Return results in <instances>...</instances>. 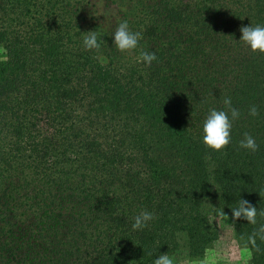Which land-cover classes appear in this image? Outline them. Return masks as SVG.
<instances>
[{"label":"trees","instance_id":"obj_1","mask_svg":"<svg viewBox=\"0 0 264 264\" xmlns=\"http://www.w3.org/2000/svg\"><path fill=\"white\" fill-rule=\"evenodd\" d=\"M111 1L105 17L94 0H0V264L202 260L220 210H264V55L236 42L264 25V0ZM123 20L142 34L134 56L113 45ZM225 97L240 118L213 152L203 122ZM142 210L155 219L133 231ZM261 224L236 221L238 244ZM257 244L249 264H264Z\"/></svg>","mask_w":264,"mask_h":264},{"label":"clouds","instance_id":"obj_2","mask_svg":"<svg viewBox=\"0 0 264 264\" xmlns=\"http://www.w3.org/2000/svg\"><path fill=\"white\" fill-rule=\"evenodd\" d=\"M241 37L239 41H236L242 45L251 54L264 55V25L251 24L248 26H241ZM113 45L115 49L128 56H134L135 50L138 47L139 41L142 38V34L139 31H132L130 29L127 20H123L118 24L113 33ZM83 47L87 51H91L95 54L97 60L103 62L104 56L101 51V44L99 43L98 36L95 31L87 32V35L83 38ZM140 62L146 66H151L153 61L157 60L154 53L142 52L139 56ZM224 109L210 110L206 119L203 122L202 128V141L206 149H210L213 152H223L229 143L231 142V130L233 122L240 118V112L237 108L232 106L231 97H225L223 100ZM248 114L252 117L259 115V108L256 105L249 107ZM239 147L251 152L258 150V144L255 138L249 133H244L243 139L239 141ZM232 221L234 226L238 220H246L248 224H257V215L264 217V210H259L253 206L248 200L240 199L237 206L231 209ZM218 215L221 218L228 220V216L223 210H220ZM155 219L154 213L148 210H142L134 217L132 223V230H143L146 228L150 221ZM257 240L264 243V224L259 225L250 235L247 236V241L244 245L245 255L251 258V252L248 250L249 246L254 248L257 252L260 248L257 244ZM230 250V246H229ZM153 264H178L177 260L169 256L167 253L160 254L153 262ZM186 264V262H184ZM247 264V261H245Z\"/></svg>","mask_w":264,"mask_h":264},{"label":"rangeland","instance_id":"obj_3","mask_svg":"<svg viewBox=\"0 0 264 264\" xmlns=\"http://www.w3.org/2000/svg\"><path fill=\"white\" fill-rule=\"evenodd\" d=\"M96 8L100 15L108 17L117 10V6L111 0H94ZM4 57V52L0 47V58ZM217 219L219 237L206 252L202 260H191L183 255L174 257L178 264H249V258L245 255V248L241 247L235 239L234 226L231 224L232 215ZM230 246V250H229Z\"/></svg>","mask_w":264,"mask_h":264}]
</instances>
